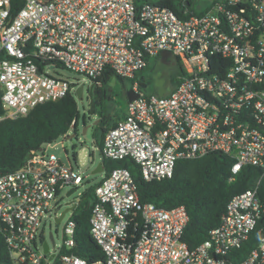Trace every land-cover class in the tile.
Wrapping results in <instances>:
<instances>
[{
    "label": "built area",
    "instance_id": "2783aa9c",
    "mask_svg": "<svg viewBox=\"0 0 264 264\" xmlns=\"http://www.w3.org/2000/svg\"><path fill=\"white\" fill-rule=\"evenodd\" d=\"M193 1L176 13L134 0H0V120L84 91L86 80L69 81L60 68L93 84L106 70L130 79L168 51L183 68L180 82L162 95L134 82L138 97L106 131L102 157L132 160L146 181L170 178L179 160L210 152L233 160L230 180L242 166L261 169L190 249L182 241L185 207L141 202L130 171L113 168L98 181L91 207L90 234L103 257L88 261L60 252L75 244L73 210L58 251L40 230L55 198L82 183L70 162L49 151L55 141L46 143L0 177V234L15 264H264V230L257 228L264 217V0H209L199 15L189 14ZM255 230L262 232L257 246L230 260Z\"/></svg>",
    "mask_w": 264,
    "mask_h": 264
},
{
    "label": "trees",
    "instance_id": "16d2710c",
    "mask_svg": "<svg viewBox=\"0 0 264 264\" xmlns=\"http://www.w3.org/2000/svg\"><path fill=\"white\" fill-rule=\"evenodd\" d=\"M144 2L167 7L176 13H179L181 8L186 7L185 0H134L137 7H140ZM208 4L210 5V3ZM187 8L189 14L199 15L207 7L201 9L192 4ZM146 67L129 79L130 85L144 80L142 71ZM176 68V73L172 75L173 88L180 82L183 74L180 63ZM112 78L122 84L125 80L111 70H106L93 79V100L99 116V123L95 126L100 135V139L97 141L99 149L102 147L106 131L124 115L113 120L106 113V102L110 99L107 94V84ZM0 113H2L1 108ZM78 117L76 100L69 93L58 100L38 104L25 116L0 120V177L20 168L30 151L65 135L73 120L76 121L73 129L77 130ZM100 162L105 176L113 168H127L133 177L137 195L141 202H152L164 209L184 206L188 215V222L183 232L182 241L190 249L203 242L209 231L218 226L231 196L254 186L261 173L259 167L242 166L230 180L233 160L220 152H210L195 159L179 160L170 178L153 181L144 180L138 165L132 160H108L101 155ZM96 185L84 189L79 195L77 205L72 211V219L75 222V244L70 250L62 247L61 253L74 254L88 261L103 257L101 249L90 234L91 207L95 199ZM259 194L264 201V178L260 184ZM257 228L264 230V217L259 221ZM261 234L262 232L253 231L242 247L234 250L228 258L235 263L244 259L257 246ZM0 264H15L10 259L1 234Z\"/></svg>",
    "mask_w": 264,
    "mask_h": 264
},
{
    "label": "rangeland",
    "instance_id": "374dc122",
    "mask_svg": "<svg viewBox=\"0 0 264 264\" xmlns=\"http://www.w3.org/2000/svg\"><path fill=\"white\" fill-rule=\"evenodd\" d=\"M208 3L209 0H195L193 1V6L205 9ZM176 70V66L172 64L165 65L160 59L153 57L149 59L148 67L142 71L144 80L137 81L141 89L148 93L159 95V89L166 86L170 79L169 77H172V75L176 73ZM50 73L52 72L50 71ZM57 73L59 76L69 81L79 79L82 80V82L86 80V83L84 85L82 99L79 100L77 97L74 98L79 112L77 130L73 129L75 126L74 124L65 135L57 138L53 146L49 149L50 152L54 153L65 164L70 162L74 170L82 178V183L78 186L77 190L70 196H66L67 189H64L59 196L55 198L51 207V213L43 217L40 230L43 231L44 237L48 240L52 252L58 251L59 247L62 245L64 240L63 227L71 215V212L67 211L59 222L55 221V218L65 209V202L76 198L84 189L95 186L104 175V173H93V170L101 161V153L97 145V141L100 139L99 132L95 129L97 124L91 125L94 121H99L98 113L91 116L87 113L89 107L87 93L88 87H90L91 84L90 80L82 74L75 73L65 68H60ZM130 86L129 79H125L122 84L120 81L112 78L107 84V94L110 96V99L106 102V113L111 119H118L124 114L127 105L125 91L127 88H130ZM83 118L87 119L90 124L85 134L82 133ZM72 132H75L74 137L67 139L66 136L70 135ZM49 232L53 235L54 247L49 239Z\"/></svg>",
    "mask_w": 264,
    "mask_h": 264
},
{
    "label": "water",
    "instance_id": "95a60500",
    "mask_svg": "<svg viewBox=\"0 0 264 264\" xmlns=\"http://www.w3.org/2000/svg\"><path fill=\"white\" fill-rule=\"evenodd\" d=\"M169 57H170V53L168 51H162L160 53V61L165 65L170 64ZM158 84H161V83H158ZM93 87H94V84L91 83L89 90H88V93H87V97L89 99V107H88L87 113L89 116H91L95 113V108H96V106L94 104V100H93V93H92ZM164 91H165V88L161 87L158 91L159 95L163 94ZM82 95H83V87L79 86L76 89L77 99L81 100L83 97ZM125 96H126V100L128 102V101H132V100L136 99L138 97V93L135 92L132 88H127L125 91ZM97 123H98V121L96 120L93 122V125H96ZM88 126L89 125H85V124L82 126V133L83 134L86 133ZM74 135H75V132H72L70 135L66 136V138L67 139L72 138V137H74ZM93 173H103L101 162L98 163L97 167L93 170ZM75 190L76 189L68 190L66 193V196H70ZM71 202H72V200H68L67 202H65L66 207L60 213V215L55 218L56 222H59L63 218V216L65 215V213L67 211H72L75 208L76 204L75 203L71 204ZM49 239H50L51 243L54 244L53 235L51 232H49ZM48 250H49V245L47 242H44L43 243V252L47 253ZM228 264H231V263H228Z\"/></svg>",
    "mask_w": 264,
    "mask_h": 264
},
{
    "label": "flooded vegetation",
    "instance_id": "af4514ba",
    "mask_svg": "<svg viewBox=\"0 0 264 264\" xmlns=\"http://www.w3.org/2000/svg\"><path fill=\"white\" fill-rule=\"evenodd\" d=\"M169 60H170V64H172V65L178 67V65H179V61H178L175 57H173V56L170 55ZM169 78H170V79L168 80V83H167L166 86L164 87V88H165V91H164V92H168V91H170V90L173 88V87H172V77L170 76ZM95 113H96V114L98 113V109H97V108H95ZM95 113H94V114H95ZM94 114H93V115H94ZM97 121H98V120H97ZM98 123H99V121H98ZM98 123H97V125H98ZM84 124L90 126L89 122H88L87 119H85V118L82 119V126H83ZM91 125H93V123H92ZM77 126H78V120H77ZM89 126H88V127H89Z\"/></svg>",
    "mask_w": 264,
    "mask_h": 264
}]
</instances>
